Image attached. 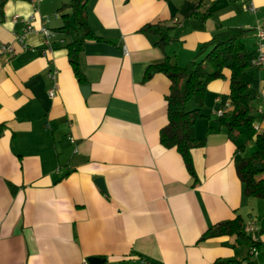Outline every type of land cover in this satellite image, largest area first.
<instances>
[{"label": "crops", "instance_id": "obj_1", "mask_svg": "<svg viewBox=\"0 0 264 264\" xmlns=\"http://www.w3.org/2000/svg\"><path fill=\"white\" fill-rule=\"evenodd\" d=\"M71 1L43 0L35 10L30 0H8L0 12V45L13 50L0 52V264H242L252 247L253 263L264 264V198L244 196L234 168L254 151L253 139L217 121L230 72L207 85L193 128L204 140L191 150L195 183L180 155L159 143L169 80L158 73L142 82L149 66L167 57L184 67L218 30L240 29L251 113L264 134V67L251 66L264 0H251L253 13L243 0H88L86 23L99 41L78 56L83 83L59 32L58 9ZM35 11L34 25L43 19L55 32L46 55L41 35L15 38L24 26L13 16ZM62 14L72 23L70 8ZM146 25L167 36L163 48L140 32ZM237 216L241 236L199 241Z\"/></svg>", "mask_w": 264, "mask_h": 264}, {"label": "trees", "instance_id": "obj_2", "mask_svg": "<svg viewBox=\"0 0 264 264\" xmlns=\"http://www.w3.org/2000/svg\"><path fill=\"white\" fill-rule=\"evenodd\" d=\"M8 0H0V12ZM128 1V0H125ZM88 0H73L68 5L58 9L64 23L59 32L69 39L64 45L67 60L79 83L84 79L80 73L78 56L87 41H99L86 23V5ZM72 12V23L62 14L65 9ZM140 32L150 38L154 46L163 48L168 41L166 35L159 33L158 27L146 25ZM240 29L218 30L210 41L201 45L196 58L184 67H178L169 58L149 66L143 75L142 82L148 81L154 74H163L170 82L167 102V123L159 131V143L165 149H174L181 157L184 167L190 177L197 181L194 171L191 150L202 147L203 139L193 135V128L202 118L201 109L207 85L224 77V70L229 76V104L231 110L218 118L220 127L232 133L243 129L253 139L254 151L244 158L234 162L236 175L243 186V194L254 199L264 198V134L257 133L253 124L255 117L251 113L252 98L245 81L246 70L249 67L242 43ZM201 57V59H199ZM193 101L195 108L188 109V103ZM242 148V147H240ZM241 219L217 223L206 230L199 241L220 236H241Z\"/></svg>", "mask_w": 264, "mask_h": 264}, {"label": "built area", "instance_id": "obj_3", "mask_svg": "<svg viewBox=\"0 0 264 264\" xmlns=\"http://www.w3.org/2000/svg\"><path fill=\"white\" fill-rule=\"evenodd\" d=\"M43 0H30L31 4L34 6V9L36 10V7L39 3H41ZM244 1V9L250 13L255 12V7L252 4L251 0H243ZM36 11L34 14H32L30 17L23 18L20 16H13L12 21L13 22H21L24 26L23 28V34L16 36L15 38L23 43L24 40V35L29 34V33H34V34H39L43 37V44L45 46V49L43 50L42 54L46 55L48 52H51L53 50V43H54V38H55V32L53 30H50L46 26V21L41 19L40 20V25L36 27L34 25V22L36 21ZM256 37H257V54L256 56L251 60V66L255 68H261L264 67V27H257L256 28ZM0 52L6 55H10L13 53L12 47L10 45H0ZM124 54H126V51H124ZM49 97L54 96V91L49 90L48 93ZM230 108V104H226L225 107L221 110H218L216 112V115L218 117H221L224 113L225 110ZM257 112L264 113V110L258 109ZM253 128L256 132H258V126L254 123ZM71 140V139H70ZM72 142V140H71ZM246 228L249 231L255 230V224L252 221H248L246 223ZM256 254V248L252 247L250 250V257L245 260L242 264H254L252 256ZM82 264H88L87 261H83ZM147 264V263H144Z\"/></svg>", "mask_w": 264, "mask_h": 264}, {"label": "water", "instance_id": "obj_4", "mask_svg": "<svg viewBox=\"0 0 264 264\" xmlns=\"http://www.w3.org/2000/svg\"><path fill=\"white\" fill-rule=\"evenodd\" d=\"M81 93L83 96H86L88 94V88L86 86L81 87ZM96 185L101 191H104V185L101 179H98L95 181ZM100 259L98 258H89L87 259L88 264H98Z\"/></svg>", "mask_w": 264, "mask_h": 264}, {"label": "rangeland", "instance_id": "obj_5", "mask_svg": "<svg viewBox=\"0 0 264 264\" xmlns=\"http://www.w3.org/2000/svg\"><path fill=\"white\" fill-rule=\"evenodd\" d=\"M192 106H193V104H192Z\"/></svg>", "mask_w": 264, "mask_h": 264}]
</instances>
